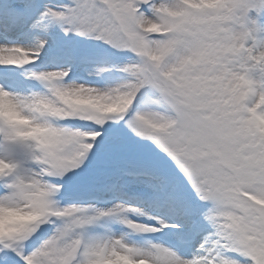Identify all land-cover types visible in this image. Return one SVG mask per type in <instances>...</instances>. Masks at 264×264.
Instances as JSON below:
<instances>
[{
  "label": "snow or ice",
  "instance_id": "snow-or-ice-1",
  "mask_svg": "<svg viewBox=\"0 0 264 264\" xmlns=\"http://www.w3.org/2000/svg\"><path fill=\"white\" fill-rule=\"evenodd\" d=\"M0 264H264V0H0Z\"/></svg>",
  "mask_w": 264,
  "mask_h": 264
}]
</instances>
